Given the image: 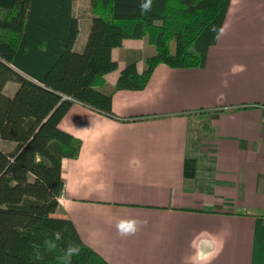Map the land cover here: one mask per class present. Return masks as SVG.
Returning a JSON list of instances; mask_svg holds the SVG:
<instances>
[{"label":"crops","instance_id":"obj_1","mask_svg":"<svg viewBox=\"0 0 264 264\" xmlns=\"http://www.w3.org/2000/svg\"><path fill=\"white\" fill-rule=\"evenodd\" d=\"M155 52L124 40L106 83ZM112 109L76 102L61 122L82 147L55 215L109 264H264V0L231 1L204 67L159 64Z\"/></svg>","mask_w":264,"mask_h":264},{"label":"trees","instance_id":"obj_2","mask_svg":"<svg viewBox=\"0 0 264 264\" xmlns=\"http://www.w3.org/2000/svg\"><path fill=\"white\" fill-rule=\"evenodd\" d=\"M77 0H0V264H109L55 215L65 193L63 160L82 142L61 128L76 102L112 114L118 90H143L159 64L201 68L232 0H90L91 23L77 48ZM147 5V7H143ZM126 39L155 47L140 72L118 69L113 49ZM9 83L18 84L7 93Z\"/></svg>","mask_w":264,"mask_h":264},{"label":"rangeland","instance_id":"obj_3","mask_svg":"<svg viewBox=\"0 0 264 264\" xmlns=\"http://www.w3.org/2000/svg\"><path fill=\"white\" fill-rule=\"evenodd\" d=\"M87 4H88V1L87 0H78V4H77V7H78V14L84 18L86 17H89V14L87 15L88 11H87ZM81 31H82V34H81V39L79 41V44H78V49H80V45H81V42L84 41L85 39H87V36H88V30H84V26L82 25V28H81ZM86 41V40H85ZM82 49V48H81ZM106 76V75H105ZM110 85V86H107V85ZM18 84L16 83H9L8 84V88H7V93L8 94H12L13 90L15 89V87L17 86ZM105 90H112L113 86L109 83H105V85L103 86ZM3 144H6V142L2 141ZM7 146V145H6ZM75 159V158H74ZM57 216V215H56ZM59 217V216H58Z\"/></svg>","mask_w":264,"mask_h":264},{"label":"clouds","instance_id":"obj_4","mask_svg":"<svg viewBox=\"0 0 264 264\" xmlns=\"http://www.w3.org/2000/svg\"><path fill=\"white\" fill-rule=\"evenodd\" d=\"M143 7H145V8H146V7H147V5H144ZM128 226H129V227H131L132 225H131V224H129Z\"/></svg>","mask_w":264,"mask_h":264}]
</instances>
